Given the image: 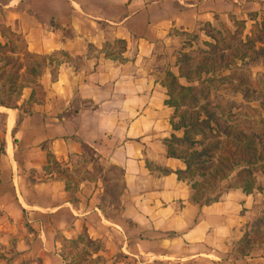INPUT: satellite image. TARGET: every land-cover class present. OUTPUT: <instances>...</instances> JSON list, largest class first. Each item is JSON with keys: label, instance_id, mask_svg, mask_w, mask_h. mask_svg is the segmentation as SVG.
<instances>
[{"label": "crops", "instance_id": "1", "mask_svg": "<svg viewBox=\"0 0 264 264\" xmlns=\"http://www.w3.org/2000/svg\"><path fill=\"white\" fill-rule=\"evenodd\" d=\"M262 9L264 0H0V26L31 54L53 55L42 92L25 82L24 63L14 106L0 104V264L80 262L64 244L82 234L103 247L87 264H264V169L261 190L197 196L177 174L185 162L168 154L183 130L165 86L188 34ZM81 143L121 170L114 203L102 202L101 179L71 183L53 169L72 171Z\"/></svg>", "mask_w": 264, "mask_h": 264}, {"label": "trees", "instance_id": "2", "mask_svg": "<svg viewBox=\"0 0 264 264\" xmlns=\"http://www.w3.org/2000/svg\"><path fill=\"white\" fill-rule=\"evenodd\" d=\"M250 19L254 21V24L251 27L250 36L245 37L246 42L243 46L246 49L240 52V57L243 60L248 56L254 61L257 56L264 53V18L261 21L258 18ZM242 24L245 25L246 22ZM206 26L212 28L210 23H206L202 29L205 30ZM0 32L8 40L6 44H0V52L4 53L10 49L12 52L21 53L27 61L30 58L34 59L26 65L25 82L27 85H34L39 92H42L37 80L43 73V66L53 55L31 54L27 51L24 39L4 25L0 26ZM18 40L22 44L20 49L17 47ZM16 59L7 57L4 65L6 67L11 65L10 70H7V77L10 85L13 84L9 92L12 93L11 95L15 94V99L18 96L17 88L16 90L12 88L18 80V72L24 67V64L14 67ZM203 59L201 65H193L191 56L181 52L177 59L179 74L175 75L170 69L166 72L165 86L169 95L168 104L174 108L171 122L176 131L183 130L182 137L173 134L166 140V144L169 156L182 159L186 164L185 170L177 172L179 178L190 181L197 196L206 197V201L211 203L217 201L229 189H242L248 194L262 189L257 183L256 174L264 169V113L249 104H238L234 100L230 102L223 98L212 99L211 97L212 91L217 94L220 85L225 81L230 93L246 94L248 89H242V87H251L254 84L251 79L253 76L251 66L255 63L247 65L246 68L241 66L240 71L236 68L228 75L222 76L219 75L220 67L217 66L215 58L204 56ZM5 73L0 74V81ZM241 76L250 78L251 84L245 83L246 78H240ZM256 76L259 77V82L264 83L263 73H257ZM180 78H184L187 85L181 84ZM237 78L239 82L235 83ZM255 86L258 87V85ZM2 90L3 88H0V92ZM261 93H264V88ZM0 104L14 106L3 100H0ZM260 106L264 110V101L260 102ZM181 108L185 110L182 111ZM235 109L240 110L235 112ZM254 115L257 116V120H251ZM81 145L83 159L86 160L88 151H91L99 161L91 147L84 143ZM91 162L88 161L87 165H93ZM55 165L60 169L58 162H55ZM57 172L70 182L64 171ZM198 177L202 179L198 180ZM222 185L226 187L225 191L216 194ZM116 200L117 198H114V201ZM257 225L256 231L260 232L261 225H264V218ZM70 243L73 245L84 243L87 248L84 251H87V255L103 250L101 243L91 240L87 234L80 235ZM103 263L101 256L92 262V264Z\"/></svg>", "mask_w": 264, "mask_h": 264}, {"label": "rangeland", "instance_id": "3", "mask_svg": "<svg viewBox=\"0 0 264 264\" xmlns=\"http://www.w3.org/2000/svg\"><path fill=\"white\" fill-rule=\"evenodd\" d=\"M240 18L248 19L235 18L233 20H225L219 27L212 26V28H210L206 26V29L203 30L204 32H194L188 34L184 41V45L179 52L178 58L181 52L186 53L191 56L193 65H201V62H203L204 60V56L210 58L213 57L217 62V66L220 67L219 75L221 74L222 76L228 75L230 71L236 70V68H238L237 70L240 71L239 68L241 66L246 68L247 65L255 63V65L251 66V71L253 74L251 79L252 83L254 84H252L251 87H242V89H248V92L246 94L243 92H239L237 94L230 93L229 90H227V88H229V86L227 85V81H225L224 83H222V85H220L221 87L219 88L220 90L217 94H214V92L212 91L211 97L212 99L223 98L230 102H233L232 100H234V102H238V104H249L253 108L258 109L260 112L264 113V110L260 106V102L264 101V93H261V90H263L264 88V83L259 82V77L256 76L257 73L264 74V53H262V55H260L259 57L257 56L254 61L250 60L248 56L243 60L240 57V52L246 49L243 46V44H245L246 42L245 37L250 36L252 31L251 27L254 24V22L249 23L251 21V19L249 18H260L258 20L261 21L262 18H264V10L262 9L260 11L257 10L256 12L249 13L246 17L241 14ZM244 21L246 22L245 25L242 24V22ZM247 23H249V25H247ZM257 45H259V43H257ZM21 46V41L18 40L17 47L20 49ZM6 59V56H0V66L6 63ZM182 59H184V57ZM33 61L34 59L32 58L28 59L27 61L24 57H22L21 59L20 57H17L14 62V67H17L20 64L24 63L27 64L28 62L31 63ZM2 73L4 72H1V74ZM5 75L0 81L3 88L2 92H0V100H3L10 104H14V97L11 95L12 93L9 92V88L11 87V85H9L7 73H5ZM208 76L210 77L213 75ZM244 77L245 76H241L240 78ZM245 78L247 80L245 83L251 84V79L248 77ZM238 82L239 80L237 78L235 83ZM255 85H258V87ZM181 109L182 111L185 110L184 108ZM239 110L240 109H235V112ZM251 120H257V116H252ZM88 161H92L91 163L93 164L92 171L90 172H88L87 169ZM53 169L56 170V172L64 171L66 177H69L71 183L80 181L84 177H88L95 181L101 179V188L104 189V192L101 193L102 202L114 203V198H117L122 190L120 170L110 165H100V161H97V158L91 151H88V157L86 160L85 158L80 159L77 163H75L72 171L66 167L62 168L61 165L60 169H58L56 165H54ZM57 174L59 173L57 172ZM197 179L201 180L202 178L198 177ZM76 184L77 183H74L73 185ZM73 187L74 186H72L71 189H74V191H76V186L74 188ZM225 189L226 187L222 185V187L216 192V194L224 192ZM261 227L264 228V225H261ZM64 245L69 258L73 260H75L76 258L80 261H73L71 264H87V262H85L87 261L88 257L87 251L79 249L72 243H66ZM126 262L129 264H134V262L132 261Z\"/></svg>", "mask_w": 264, "mask_h": 264}]
</instances>
